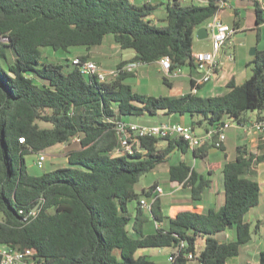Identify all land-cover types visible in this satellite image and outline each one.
Returning a JSON list of instances; mask_svg holds the SVG:
<instances>
[{
	"label": "trees",
	"instance_id": "1",
	"mask_svg": "<svg viewBox=\"0 0 264 264\" xmlns=\"http://www.w3.org/2000/svg\"><path fill=\"white\" fill-rule=\"evenodd\" d=\"M218 9L213 2L199 6L172 0L165 4L163 24L156 25L148 19L155 6L130 0H0V246L33 249L39 264H155L136 256L149 248L175 250L172 264H187L191 253L199 264H226L239 255L251 241L247 215L259 204L255 176L264 162L262 138L256 154L238 146L234 159L223 165L218 210L180 211L172 218L164 217L159 198L153 199L155 185L140 194L134 186L174 152L187 153V144L143 138L140 152L116 155L115 126L128 117L158 113L187 117L193 129L205 126V131L227 120L242 127L249 114L263 119L264 51H256L248 80L209 98L139 95L127 83L135 72L101 82L82 74L72 59L53 62L43 55L44 49L70 54L80 48L85 55L77 57L90 60L87 52L110 35L120 50L134 53L115 69L163 57L170 59L171 69L187 67L194 62L195 29ZM261 13L257 6V25L264 23ZM76 137L67 166L37 175L28 171L26 154L69 146ZM209 148L191 154L203 159ZM169 180L190 188L193 206L201 203L210 183L185 161L170 167ZM142 200L149 202V210ZM149 221L166 226L146 235ZM228 229L235 239L219 242L217 236ZM197 236L206 237L201 251L196 250ZM257 264H264V251Z\"/></svg>",
	"mask_w": 264,
	"mask_h": 264
},
{
	"label": "crops",
	"instance_id": "2",
	"mask_svg": "<svg viewBox=\"0 0 264 264\" xmlns=\"http://www.w3.org/2000/svg\"><path fill=\"white\" fill-rule=\"evenodd\" d=\"M206 1L207 0H192L183 3V5L206 6L208 5ZM130 2L139 6L145 4L155 6V10L148 16V19H154L156 25L163 24L162 20L166 15L165 4L167 2L160 0H130ZM212 2L217 4L219 8L215 16L224 24L230 26L234 30V34L231 37L230 43L222 47L218 54H216V59L222 64L221 68L209 82L197 87V93L195 95L202 98L222 95L229 90L228 85L231 83L235 84L236 86L242 85L250 78L252 74L250 63L252 62L255 54L253 56L250 55L248 53L249 48L255 47V53L256 51H264V23L257 25V6H259V2L264 3V0H213ZM260 17L264 19V14L261 13ZM212 19L213 18L195 29L192 46L194 48V45H196V48H194L195 53H193V55L198 53H212L213 31L210 26ZM202 27L207 28L208 35L205 39H198L196 37V31ZM253 31L257 33L255 39L250 35V32ZM106 41L107 47L105 48L102 55H104V59H109L112 64L116 65V67L120 62L129 61L134 56L133 54L127 59H119L117 62H114L112 59L120 53V48L118 44L114 42L111 36L110 38L105 37L103 43L100 46L104 45ZM92 49L87 53H93ZM181 70L182 75L180 77L170 80L164 77L163 71L161 70L158 61L147 65L140 64L135 70V76L127 80V83L131 85L133 92L143 96H151L146 94V89L150 83L155 81V77L160 75L163 84L168 87L169 92L167 95H158L153 97H179L184 94L191 93L194 83L199 81L203 74V72L197 68L195 61L192 63V65L183 67ZM137 73H139V75H136ZM173 80L176 81L174 82ZM158 84L160 85L161 83L158 81ZM186 86L189 87L188 91L186 90ZM249 116L251 117L250 121L255 119V117H253L251 114H249ZM126 122L137 123L141 125L180 123L190 126L188 125L190 123V119L187 117L177 115L164 116L162 113H158L155 117H131L129 118V121ZM228 130L230 133L225 134L226 140L223 144L224 151H221L223 160L209 161L206 165L205 172L196 170L195 167L193 168L188 163V165H190L198 174L210 182L209 187L206 188L203 193V200L200 204L193 206V203L190 200V188L184 187L182 184H177L169 180L170 167L176 165L179 161H184L181 157V154L184 156L185 154L191 153L192 150H189L187 153H181L179 151H176L177 153L174 152L168 157V160L165 163L159 165L154 170L157 171V173L162 174L166 180V183L168 182L169 185L168 189L164 190L159 185L160 183L158 181L155 184L156 187L158 186L162 189V194L157 196V198H159L161 202V212L164 217L173 218L178 212L186 210L195 211L197 213H202L210 209L218 210L223 204V182L221 171L223 165L235 157V154L233 156L229 155L228 143L230 142L235 144V149L238 146L245 145L250 153L256 154L258 152L260 139L262 138V141H264V134L247 132L238 126H232ZM164 146L165 144L161 145V147ZM51 149L47 150L50 151L49 153H51L50 158L47 161L51 160L52 158L51 155L53 152ZM61 149L63 148H60V150H55V152H59ZM208 156L209 154L207 152V158ZM174 158L175 161L173 160ZM65 160L67 161V156ZM192 160L195 164V162H198L199 158H195L192 155ZM52 170L54 169H51V171ZM256 171L257 174L255 176V180L260 186V197L258 204L260 207L261 196L264 195V162L257 166ZM250 212L251 211H249V213ZM261 214H264V208L261 211ZM246 219L250 223V230L252 234L251 241L246 245L241 246L239 255L229 259L226 264H257L259 253L264 251V228L259 227L261 223L259 217L254 218L257 222L255 226H253L249 221L248 215ZM165 226L166 222L156 225L154 222L149 221L144 227V233L146 235L151 234L157 227L163 228ZM252 229L255 231L253 232ZM217 238L221 243L230 242L235 239V232L228 229L219 234ZM205 243L206 237L197 236L195 241L196 250L201 251L204 248ZM160 251H163V249ZM173 253H175V250L172 249L171 253L167 257L168 262H170L169 257H171ZM136 256H147L153 263L158 264L157 261L149 257L150 255L148 254L147 249L138 250ZM187 264L199 263L197 260H188Z\"/></svg>",
	"mask_w": 264,
	"mask_h": 264
},
{
	"label": "built area",
	"instance_id": "3",
	"mask_svg": "<svg viewBox=\"0 0 264 264\" xmlns=\"http://www.w3.org/2000/svg\"><path fill=\"white\" fill-rule=\"evenodd\" d=\"M169 2L172 0H160ZM179 3H186L192 0H177ZM213 0H207L206 2H212ZM260 1V0H259ZM259 8L264 14V3L259 2ZM210 23L212 29V53H198L194 55V61L197 68L203 72L202 77L199 81L194 83L191 93H197V87L199 85L209 82L217 71L221 68V63L216 59V54L230 43L231 37L234 34V30L220 21L215 15L212 17ZM264 20V19H263ZM72 65L76 67L82 74L96 76L101 82L107 80L108 77H116L119 73L135 72L139 67V63H127L123 67L111 70L106 73L101 67L94 61L81 60L78 57H74L71 60ZM163 75L166 79H175L182 75L181 68L171 69V62L168 57H163L158 61ZM232 126H237L231 120H227L221 124L219 128H210L205 131L202 135L195 134L194 129L191 126H187L180 123H162L155 125H141L137 123H131L126 121L117 122L115 130L119 138L118 148L115 150V154H128L132 155L135 151L140 152V140L143 138H171L181 139L184 141L189 150H196L203 146H211L215 149H221L225 140L226 135L224 131ZM247 132H253L256 134H264V118L247 122L241 127ZM22 143L23 139H19ZM71 142L78 143L79 138H74ZM61 148H66L67 144H60ZM36 154L34 166L42 170L44 163L50 158V154L47 151H41ZM162 194V189L156 187L153 193V199ZM152 199V200H153ZM142 207L149 210L150 204L142 200ZM35 214V212H31ZM36 252L33 249L24 248L22 250H12L5 246H0V264H39L35 258ZM174 256L169 257V261H174ZM189 261H194L195 256L191 253L186 256Z\"/></svg>",
	"mask_w": 264,
	"mask_h": 264
},
{
	"label": "rangeland",
	"instance_id": "4",
	"mask_svg": "<svg viewBox=\"0 0 264 264\" xmlns=\"http://www.w3.org/2000/svg\"><path fill=\"white\" fill-rule=\"evenodd\" d=\"M250 35L255 39L257 36V33L255 31H253V32H250ZM106 38H110V35L106 36ZM195 46L196 45H194V48H196ZM106 47H107V41L104 43V45L92 49L93 53H91V54L88 53V56H89L90 60L95 61L101 67L102 70H104L106 73H108L111 70H115L116 65L112 64L109 59H104L105 57H104V55H102V53H104V50ZM194 48L192 46L193 53H195ZM253 49H255V47L249 48L248 53L250 54V52ZM70 52H71L70 54L53 53L50 49H44L43 55L46 56L49 60H51L53 62L62 61L64 58H67L70 60L74 57L85 55V51L81 50L80 48H74V49L70 50ZM133 54L134 53L131 50H120V53L118 55H116L115 57H113L112 60L114 62H117L119 59L129 58ZM136 75H139V73H137ZM154 80L155 81L150 83L148 88L146 89V94L151 95V96L167 95L169 90H168V87L165 84H163L161 76L157 75ZM158 81L161 83L160 85L158 84ZM173 81L175 82L176 80H173ZM188 86H186L187 91L189 90ZM252 116L254 117V115H252ZM129 118H131V117H128L126 119V121H129ZM188 125H191V124H188ZM40 126L43 128L48 127V125H45V124H40ZM205 129H206L205 126H203L202 128H200L198 126H194V131H195V134H197V135L204 134ZM224 133L229 134L230 131L228 129H226L224 131ZM75 144L76 143L71 142V144L69 146L61 149V151H59V152H55V150H60L61 145L58 144V145L54 146L51 149V151L53 152V154L51 155L52 158H51V160L46 161L44 163L42 170H39L34 166L36 154H26L24 156V160H25V163L27 165L28 171L34 175H37V174H40L41 172H44V171L45 172L51 171V169H55L57 167L67 166L68 164H67V161L65 160L66 153L68 150L72 149ZM163 144H164L163 141L160 142V145H163ZM47 152L49 153L50 151H47ZM175 153H177V152H175ZM228 153L230 156H233L235 154V144H232L230 142L228 143ZM49 154H51V153H49ZM208 154H209L208 158L206 156L203 159H199L198 162H195V164L192 160V154L191 153L185 154L184 156L181 154V157L185 162L189 163L193 168L195 167L196 170L201 171V172H205L206 165L209 161L223 160V155H222L221 151L218 149L211 147L208 150ZM53 155H55V156H53ZM173 160L175 161V158ZM157 181L160 183L159 185L164 190L168 189L169 185H168V182L166 183L164 176L160 173H157V171H152L151 173L144 175L139 179L137 184H135V186H134V190L136 193L140 194L143 189L146 190V189L154 186ZM260 202H261L260 207L258 206V207H255V208L250 210L251 212L248 214V219L251 222V224L253 226H255L257 224V222L254 218L259 217V219L261 221L259 227L264 228V220H263L264 214H261V211L264 208V195L261 196ZM252 231L254 232L255 230L252 229ZM251 236H252V234H251ZM160 250H161L160 248H149V249H147V252L150 255L149 257L151 259L157 261L158 264H172V263L167 261V257L171 253L172 249L171 248H163V251H160Z\"/></svg>",
	"mask_w": 264,
	"mask_h": 264
},
{
	"label": "water",
	"instance_id": "5",
	"mask_svg": "<svg viewBox=\"0 0 264 264\" xmlns=\"http://www.w3.org/2000/svg\"><path fill=\"white\" fill-rule=\"evenodd\" d=\"M207 28H205V27H202V28H199V29H197V31H196V37L198 38V39H205L206 37H207ZM255 54V49H253L251 52H250V55H254ZM37 208H38V206H36L34 209H33V211L32 212H36V210H37Z\"/></svg>",
	"mask_w": 264,
	"mask_h": 264
}]
</instances>
